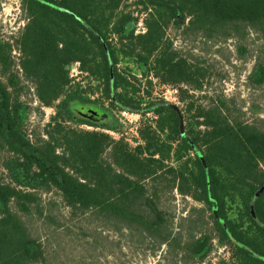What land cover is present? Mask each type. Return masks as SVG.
<instances>
[{
    "label": "trees",
    "instance_id": "obj_1",
    "mask_svg": "<svg viewBox=\"0 0 264 264\" xmlns=\"http://www.w3.org/2000/svg\"><path fill=\"white\" fill-rule=\"evenodd\" d=\"M20 1L28 19L17 40L21 68L41 105L55 107L57 115L46 128L48 139L33 142L24 131L28 105L12 93L21 92L19 79H0V149L9 154L8 180L0 173V264L45 262V247L22 216L34 206L41 211L33 191L42 189L57 192L71 216L132 229L191 257L206 255V237L185 245L172 237L161 208L164 185L214 211L215 232L232 252V261L221 264H264V128L234 118L221 99L198 105L209 69L179 56L168 38L171 29L181 31L184 42L201 38L207 45L244 41L249 31L264 37V0ZM141 20L145 32L137 33ZM12 48L0 40L5 73L13 66ZM236 50L247 54L241 42ZM123 60L178 90L187 126L179 106L150 102L149 89L138 95L142 80L120 68ZM77 63L100 84L102 101L84 96L80 84L69 89ZM247 80L252 89L264 88V60ZM74 107L105 117L93 122ZM117 109L155 114V125L139 131L143 143L131 148L124 138L67 125L116 130L110 115ZM228 202L238 203L236 220L228 216Z\"/></svg>",
    "mask_w": 264,
    "mask_h": 264
},
{
    "label": "rangeland",
    "instance_id": "obj_2",
    "mask_svg": "<svg viewBox=\"0 0 264 264\" xmlns=\"http://www.w3.org/2000/svg\"><path fill=\"white\" fill-rule=\"evenodd\" d=\"M130 10H133L130 9ZM28 19L20 0H4L0 4V40L9 43L12 48L11 59L13 66L9 73L0 71V79L8 83L12 75L19 79L21 95L28 109L24 117L25 134L33 142L39 139H48L46 128L52 118L57 115L55 107H44L38 100L33 84L24 77L21 68L22 54L17 46V40L27 25ZM144 25H137V33H142ZM168 38L180 53L179 56L189 61L197 60L204 63L209 69V78L201 93L196 95L198 105L208 106L218 99L224 101L231 110L234 118L242 121L257 123L264 128V88L252 89L248 86V76L259 61L264 60V37L254 31H249L246 40L230 39L207 45L203 39H189L184 42L181 31L171 29ZM240 42L247 49L245 56L237 52ZM80 66L74 65L71 70L72 89L80 84L84 96L92 100L102 101L100 98V84L89 79V76L80 71ZM131 68L133 75L141 82L142 92L138 95L145 97L146 90L151 91L150 102L158 99L180 107L185 117V126L189 115L185 112V104L180 101L179 92L172 86L160 84L159 79L149 75L146 78L143 72L130 60H123L120 68ZM132 81H135L131 79ZM148 81L152 86H148ZM136 84V82H134ZM138 84V83H137ZM12 91V89H10ZM14 91V90H13ZM140 97V96H138ZM106 103V102H105ZM102 103L99 102V105ZM109 103H106L108 106ZM77 113L91 118L101 119L100 114L93 109L80 110L74 107ZM124 110L112 112V125L116 130L87 125H78L69 121L71 128L83 131H98L111 135L115 140L124 138L131 148L143 143L140 129L144 125L154 126L156 116L152 112L145 114L127 113L135 116L122 115ZM103 115V116H102ZM132 120V122H130ZM9 154L0 149V173L8 180L4 164ZM40 199L41 211L34 206L33 213L22 215L33 235L41 240L46 250V260L43 264H221L230 263L232 252L228 245L219 241L214 229V211L191 197H185L177 191H170L164 185L160 190L161 208L165 213L172 237L180 244L191 242L192 237L199 239L206 237L210 250L204 256L191 257L179 247L174 249L170 244L161 243L148 235H140L132 229L122 227L120 230L104 226L101 222H93L89 217L71 216L55 191L36 190ZM151 194V193H150ZM227 213L230 219L238 218V203L228 202ZM42 214V215H41ZM179 244V243H178ZM41 264V263H40Z\"/></svg>",
    "mask_w": 264,
    "mask_h": 264
},
{
    "label": "built area",
    "instance_id": "obj_3",
    "mask_svg": "<svg viewBox=\"0 0 264 264\" xmlns=\"http://www.w3.org/2000/svg\"><path fill=\"white\" fill-rule=\"evenodd\" d=\"M140 25H144V23H143V21L141 20L140 22ZM144 27V30H143V32L142 33H144L145 32V26H143ZM76 66H79V63H77V64H75ZM175 89V92H177L178 93V90L176 89V88H174ZM122 113V115L124 116V115H128L129 117H133V116H135V115H133V114H130L129 115V113H127V111H123V112H121ZM130 122H132V120L130 121Z\"/></svg>",
    "mask_w": 264,
    "mask_h": 264
},
{
    "label": "flooded vegetation",
    "instance_id": "obj_4",
    "mask_svg": "<svg viewBox=\"0 0 264 264\" xmlns=\"http://www.w3.org/2000/svg\"><path fill=\"white\" fill-rule=\"evenodd\" d=\"M89 110H90V109H89ZM90 120L93 121V122H97V120H96V119H93V118H91Z\"/></svg>",
    "mask_w": 264,
    "mask_h": 264
},
{
    "label": "water",
    "instance_id": "obj_5",
    "mask_svg": "<svg viewBox=\"0 0 264 264\" xmlns=\"http://www.w3.org/2000/svg\"><path fill=\"white\" fill-rule=\"evenodd\" d=\"M217 215V214H216ZM222 221V220H221Z\"/></svg>",
    "mask_w": 264,
    "mask_h": 264
}]
</instances>
